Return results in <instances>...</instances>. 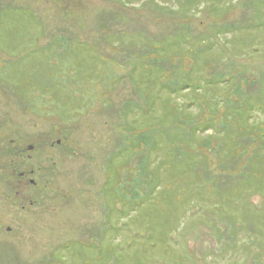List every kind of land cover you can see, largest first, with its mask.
Here are the masks:
<instances>
[{"label": "rangeland", "instance_id": "374dc122", "mask_svg": "<svg viewBox=\"0 0 264 264\" xmlns=\"http://www.w3.org/2000/svg\"><path fill=\"white\" fill-rule=\"evenodd\" d=\"M176 39L168 58H141ZM190 69L207 80L201 97L180 87ZM0 122V147L60 141L49 188H64L40 205L41 153L0 157V264H264V229L245 211L264 212V196L237 195L264 192L251 173L264 160V0H0Z\"/></svg>", "mask_w": 264, "mask_h": 264}, {"label": "trees", "instance_id": "16d2710c", "mask_svg": "<svg viewBox=\"0 0 264 264\" xmlns=\"http://www.w3.org/2000/svg\"><path fill=\"white\" fill-rule=\"evenodd\" d=\"M144 39H146V37L144 38ZM146 42V41H145ZM181 43H182V41H179V39H176L174 42H170L169 43V46H166L167 44H168V42H162V46L161 45H157L158 47H156V50L154 49V48H152V51L151 52H148V51H141V53H142V55L141 56H143V57H141L142 59H145V57H150V56H152V55H157V57L158 58H161V57H164V58H168V54L169 55H172V51H173V49L174 48H176V49H179V47L181 46ZM145 46V45H144ZM148 47H151V46H145V48H148ZM158 49V50H157ZM166 53H168V54H166ZM139 57V58H140ZM171 57V56H170ZM192 61H193V59H192ZM197 61V59L195 58V62ZM152 67L153 66H147L144 62H143V69H146V70H144V71H146L145 72V75H147L148 73L151 75V73H150V71H152ZM134 68H136V67H131V69L130 70H134ZM154 69L155 70H157V68L156 67H154ZM158 69L159 70H161L159 67H158ZM191 70L192 69H190V72H189V74H187L186 76H185V78L183 79V86H180V87H182L181 89H185L186 87H193V85H194V87H195V91H194V93H197L198 95H199V97H201V94H203L202 92L204 91V89H203V85H202V83L203 82H206L207 80L206 79H203L202 81L200 80V78L199 79H196L193 75H194V72H193V70H192V72H191ZM162 71V70H161ZM165 72H166V70H163L162 72H161V75H163L164 77H165ZM176 73H174L173 75H175ZM180 76L181 75H183V74H179ZM179 75H176V76H174L175 78H179L180 76ZM149 79L150 78H152L151 76H147ZM170 77H171V75H170ZM169 77V78H170ZM168 78V79H169ZM149 79H144V80H142L141 79V81H145L146 83H150V80ZM164 79V78H163ZM163 79H162V81H163ZM202 85V86H201ZM208 85L209 86H211V85H213V83H208ZM140 86V85H139ZM163 86H164V88L166 87L167 89H169V90H171V92H173V93H175V92H177V91H179V90H181V89H176V88H171V87H169V86H167L166 84H164L163 83ZM207 87V88H211V87ZM152 89H154V86H151V85H149L146 89H144V92H145V95H146V97L148 98V97H150L151 96V92L153 91ZM187 89V88H186ZM197 90V91H196ZM200 92V93H199ZM196 94V95H197ZM150 95V96H149ZM193 103V102H192ZM181 107H182V104L181 103H175V106H174V108H173V110H172V113H173V116L175 115V116H177V119H179L180 117H179V115H184L185 114V112H183V111H181ZM150 109H151V106L149 107V103L146 105V110L145 111H150ZM234 111L236 110L237 111V109H242L241 107H238V106H234ZM182 112V113H181ZM184 113V114H183ZM169 115V113L167 112V114H166V117ZM182 118H184L185 120H190L191 118H188V117H186V116H182ZM236 119L237 118H235V120H229V122L231 123V125H232V127L231 128H229L226 132H224L225 133V139L226 138H229V139H231V141L235 144V146L237 147V149H239L238 150V152L237 151H234V152H232V155H233V160H236L237 159V157H238V154L240 153V149H242V147L241 146H238V145H240V144H242L243 142H242V140H241V137L240 136H237L236 135V132H235V128L236 127H234V125H236L235 124V121H236ZM206 123H208L206 126H204V127H202V130L201 131H207L210 127H211V125H212V123L213 122H206ZM204 124V123H203ZM202 126V125H201ZM209 127V128H208ZM126 129L125 131L127 132L128 130V127L126 128V126H123V129ZM261 129L262 130H264V127L262 128L261 127ZM223 131H225L224 129H222ZM221 130V131H222ZM134 132V131H133ZM132 132V133H133ZM139 131H135V133H134V135L135 134H137ZM212 138L210 139V140H213V139H216L215 137H213V136H211ZM257 140H258V142H260V138H257ZM153 142H154V140H152ZM204 143H206V141H204L203 140V142H202V144H204ZM154 146V145H153ZM152 146V147H153ZM202 146H204V145H202ZM199 147H201V146H199ZM175 148V147H174ZM204 149V148H203ZM263 152H264V145H263ZM189 155V154H188ZM264 155V154H263ZM187 156V155H186ZM254 157H257V156H255V155H253ZM185 158V157H184ZM184 158H182L180 161H182V160H184ZM258 159H259V165H257V168L256 169H251V173L252 174H258V173H261V172H264V160L262 159V158H260V157H258ZM194 164V163H193ZM174 166V165H173ZM263 174V173H262ZM220 182V181H219ZM233 189H235V186L232 188V189H229L228 191H230V196L232 197V200H227V201H223V203H224V205H226V204H229V202L231 201V202H233V199H236V198H234L233 197V192H232V190ZM204 190H207V189H204ZM239 191H238V194L237 195H239V196H243V197H248V196H250L251 194H256V193H258V195H263L264 196V192L262 191V189L260 188V186H258V187H253L252 189H238ZM237 198H238V196H237ZM219 199H221V198H219ZM249 206H246V208H245V211H246V213H247V216L248 217H250V216H252L251 218L252 219H250L249 221L250 222H253L254 221V223H256L257 225V227L259 228V230H261L262 228L264 229V212H262L260 215L258 214L257 215V213H255L254 212V214H252V215H250V212H249ZM234 215V214H233ZM235 216V215H234ZM236 217V216H235ZM234 217V218H235ZM230 221H231V224L232 225H238V231H240V230H243V229H245L246 228V225L245 224H249L248 222H243V221H237V219L235 218V220H232V219H229ZM243 223H245V224H243ZM239 235V234H238Z\"/></svg>", "mask_w": 264, "mask_h": 264}, {"label": "flooded vegetation", "instance_id": "af4514ba", "mask_svg": "<svg viewBox=\"0 0 264 264\" xmlns=\"http://www.w3.org/2000/svg\"><path fill=\"white\" fill-rule=\"evenodd\" d=\"M19 125H21V124H19ZM1 127H2V124L0 122V128ZM5 137L8 140L9 138H12L13 136L6 134ZM2 139L5 141V138H2ZM16 139L17 140L20 139V141L17 142ZM59 143H60V141H57V142H52V144L49 145L48 138L45 136H41L40 138H35V137H32V135H28L27 137L21 138V136L19 134V135H16V138L14 140H13V138L10 139V141H9L10 146L0 147V157L3 155H9V152H10V154L14 153V154L19 155V156H23L24 154H26L28 152H33V153L34 152H36V153L40 152L41 153V160L39 162L38 168H32V170L30 171V174H32L33 177L35 176L36 177L35 179H38V182L40 183L39 190L42 192L43 197H42V201H36V203H39L40 205H47L48 198H49V204L52 203L53 205L55 204L56 206L60 205L58 203L56 204V202H58L60 195H62L61 191L64 189L63 185L58 180L57 182H52L53 188L50 189L49 188V183H50L49 178H50V176H54V179L58 177L60 165H61V162L63 161V156H61V154H60V157H57V159H55V157H49L50 153H48L49 149L50 150L51 149L58 150V147L60 145ZM2 158L0 159V165L3 164ZM13 170H16V169H13ZM27 173H29V171ZM18 174H19V178H21V179L25 178L24 177L26 175L25 172H21ZM35 179L34 178H27L26 180H23L22 182L23 183L27 182L31 186L37 187L36 184H38V183H37V181H35ZM1 181L2 180H0V183H1ZM20 181L21 180L14 181V183H16V185L18 186V183ZM48 192H53L54 194L49 195ZM36 194L39 195L40 193H36ZM45 196H46V198H45L46 201L44 202ZM47 196H48V198H47ZM33 204L35 205V202L31 200L30 205L32 206ZM3 215H9V217H11V213H3ZM12 216H15V213ZM9 231H11V229H9Z\"/></svg>", "mask_w": 264, "mask_h": 264}]
</instances>
